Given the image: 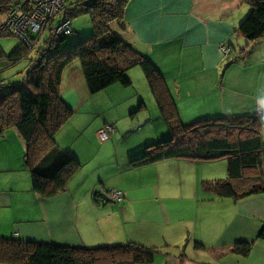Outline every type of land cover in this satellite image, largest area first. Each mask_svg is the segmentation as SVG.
Wrapping results in <instances>:
<instances>
[{"label": "crops", "instance_id": "obj_1", "mask_svg": "<svg viewBox=\"0 0 264 264\" xmlns=\"http://www.w3.org/2000/svg\"><path fill=\"white\" fill-rule=\"evenodd\" d=\"M247 9L242 0H129L125 25H117L116 34L157 68L182 124L249 115L264 108V44H250L246 58L228 66L230 59L219 51L221 44L229 45L231 57L246 46L237 29ZM12 66L1 68L0 78L5 71L12 76ZM27 69L17 72L20 80ZM128 74L130 87L115 84L105 89L116 110L122 105L123 111L132 109L150 92L136 68ZM60 94L77 112L91 110L93 95L78 61L64 69ZM150 109L145 116L130 118L138 122L125 135L118 119L113 121V136L104 143L98 138L101 125L87 134L81 125L67 132V122L56 134V144L76 154L82 165L51 197L31 190L21 158L25 144L15 129L6 131L0 137V236L64 246L132 242L158 251L151 263L137 264H264V242L256 241L246 257L230 252L235 243L256 238L264 221V194L234 202L201 187L203 180L225 177L224 159L218 160L224 162L219 169L208 165L215 161L186 159L130 165L145 145L169 136L158 109L157 114ZM261 140L264 148V124ZM112 189L123 194L120 203L95 200V191L102 200Z\"/></svg>", "mask_w": 264, "mask_h": 264}, {"label": "trees", "instance_id": "obj_2", "mask_svg": "<svg viewBox=\"0 0 264 264\" xmlns=\"http://www.w3.org/2000/svg\"><path fill=\"white\" fill-rule=\"evenodd\" d=\"M128 1L83 0L66 3L74 7L71 17L88 14L93 28L92 34L69 43H64L66 37L58 41L45 38L40 45L37 44L39 38L31 49L18 39L17 45L8 53L0 44V59H6L12 65L21 60L29 63L17 84L10 80L0 83V137L6 131L15 129L25 144L23 163L30 173L31 190L42 197L54 196L65 188L82 165L76 154L63 151L55 140L56 134L74 113L60 94L62 73L70 63L78 61L91 95L115 84L130 87L129 70L140 68L169 136L145 145L143 152L130 162L132 167L169 159L199 162L224 159L225 177L203 180L201 187L205 191L234 202L264 194V148L261 140L264 108L249 115L222 116L182 124L157 68L111 29L113 23L124 27V10ZM242 2L248 5L249 10L237 32L247 44L231 57L229 45L221 44L227 47L226 52L221 51L219 46V51L227 60L230 59L226 66L244 60L252 44H264V0ZM76 9L78 11L74 12ZM9 35L0 33V37ZM41 36L35 34V37ZM143 108L140 103L139 110ZM105 126L112 127L104 124L102 128ZM113 133L114 129L106 140H101L98 133L99 141L111 140ZM111 191L118 190H107L104 196L112 203H120L123 194L118 191L121 198L113 200L109 198ZM93 196L96 201H102L97 191ZM256 241L264 242V221L252 242L235 243L230 252L246 257ZM157 252L132 242L96 247L64 246L0 236V264L151 263Z\"/></svg>", "mask_w": 264, "mask_h": 264}, {"label": "rangeland", "instance_id": "obj_3", "mask_svg": "<svg viewBox=\"0 0 264 264\" xmlns=\"http://www.w3.org/2000/svg\"><path fill=\"white\" fill-rule=\"evenodd\" d=\"M67 6L68 5H66V7ZM70 8L74 9L73 6H71ZM247 10H249V7ZM76 11H78V9H76L74 12H76ZM62 13H63V11L61 10L59 12V14H62ZM71 23H72L74 33L65 39V41H64L65 44L69 43V42H71L77 38L88 36V35L92 34V32H93L91 20H90V17L88 14H76L75 16H73L71 18ZM111 29L113 30V32L115 34L119 32V27L117 26L116 23H113L111 25ZM47 35H48L47 31L43 32V34H42V36H41V38L37 44H40V45L43 44L44 39L47 37ZM18 42H19L18 38L14 35L1 36L0 37V44H1L2 48L7 53ZM37 47H38V45H37ZM9 64H11V63L8 62L6 59H0V70H1V68L5 67V65H9ZM27 65L29 66V63L27 60H21L20 62L14 64V66L11 67L12 69H10V70L12 71V76L7 73L8 71H5V72L1 73L0 80L8 81L11 79L10 81H12V82L15 81V83L17 84V82L20 80L19 77L21 76L17 72H19L21 70V68H25V66H27ZM136 71H138L142 77V72H141L140 68H136ZM139 87H140L139 84L135 85L136 90H141ZM147 101L150 103L152 108L155 110V113L157 114V112H156L157 107H155V103L152 100L150 92H148V91H147L146 95L143 94L142 99L139 98V101H137V103H135V105H133L131 107L132 109H129V107H128L126 110L123 111V109H125L126 106L122 105L120 107V109L116 110V108L113 107L114 101H113V98L110 96L109 91L103 90L99 93L94 94L92 96V100H90L88 102V103L92 104L91 110L88 111L84 107V108H81V110H80L81 113H79L72 108L74 110V113H73V117L67 123V126H66L67 132H70L72 127L74 129H76L77 126H80V125L85 128V131L87 134H89V132L91 130H93V128L97 125L98 126L101 125V127L104 124L113 125V128H114L115 123H113V121H115V120L117 121V119H118L119 128L125 130V132H122L123 135H125L126 133H130L132 131L128 127H134V124L138 122L136 119H130L131 117H137L138 118L140 115L145 116L146 114H148V112H150L151 106L147 103ZM140 102H142L143 105L146 106L148 111H147V109L144 111H139L138 106H139ZM118 116H120V117H118ZM131 124H133V125H131ZM21 158L23 159V156ZM223 163L224 162H219L218 160H216L214 163H210L208 165H214V167L216 169H219L221 167V164L223 165ZM2 170H4V169H0V172ZM23 173H24V176L27 174L28 178L30 177V173H28L27 170H26V172H23ZM1 176H2V173H0V178H1Z\"/></svg>", "mask_w": 264, "mask_h": 264}, {"label": "built area", "instance_id": "obj_4", "mask_svg": "<svg viewBox=\"0 0 264 264\" xmlns=\"http://www.w3.org/2000/svg\"><path fill=\"white\" fill-rule=\"evenodd\" d=\"M74 1L83 0H0V33L16 36L31 49L41 38L35 37V34L40 35L47 31L46 39L49 41L67 38L73 33L72 11L71 5L69 8H65V5ZM61 10L63 13L59 14ZM220 49L227 51L224 45ZM112 131L111 126L103 127L99 131L100 139L106 140ZM109 198L117 200L121 198V194L111 191Z\"/></svg>", "mask_w": 264, "mask_h": 264}, {"label": "water", "instance_id": "obj_5", "mask_svg": "<svg viewBox=\"0 0 264 264\" xmlns=\"http://www.w3.org/2000/svg\"><path fill=\"white\" fill-rule=\"evenodd\" d=\"M102 201H107V198L104 196L103 199H102Z\"/></svg>", "mask_w": 264, "mask_h": 264}]
</instances>
